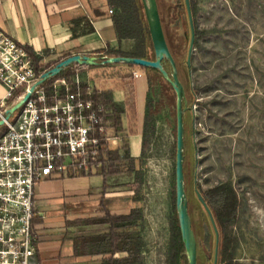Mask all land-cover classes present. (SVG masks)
<instances>
[{
    "label": "rangeland",
    "instance_id": "obj_1",
    "mask_svg": "<svg viewBox=\"0 0 264 264\" xmlns=\"http://www.w3.org/2000/svg\"><path fill=\"white\" fill-rule=\"evenodd\" d=\"M195 1L193 21L201 35L188 66L190 26L184 0H159L164 32L180 59L178 74L187 98V178L193 192L198 262L213 264L216 235L196 193L229 184L240 200L229 229L237 239L233 263L264 264V0ZM124 12L115 6V14ZM129 42L134 46L136 41ZM87 66L78 69L85 85L110 79L125 88L126 101L133 99L132 83L123 79L126 69L111 64L105 68ZM139 70V75L146 76L143 67ZM145 99L151 108L145 107L144 114L131 103L122 106L120 127L115 129L119 139L104 149L101 169H110L109 152L118 150L121 156L128 152L134 158V171H130L127 158L117 163L120 172L112 182L114 192H129L133 199L138 196L134 205L142 217L130 233L140 252L139 264H172L169 246L176 208V97L157 79L148 83ZM63 182L41 181L38 186L44 191L59 188Z\"/></svg>",
    "mask_w": 264,
    "mask_h": 264
},
{
    "label": "built area",
    "instance_id": "obj_2",
    "mask_svg": "<svg viewBox=\"0 0 264 264\" xmlns=\"http://www.w3.org/2000/svg\"><path fill=\"white\" fill-rule=\"evenodd\" d=\"M44 72L0 30V264H40L33 230L44 215L35 209L38 183L102 173L104 149L119 139L113 109L91 84L84 89L79 72L39 83Z\"/></svg>",
    "mask_w": 264,
    "mask_h": 264
},
{
    "label": "crops",
    "instance_id": "obj_3",
    "mask_svg": "<svg viewBox=\"0 0 264 264\" xmlns=\"http://www.w3.org/2000/svg\"><path fill=\"white\" fill-rule=\"evenodd\" d=\"M110 8L114 7L109 0H0V30L38 56L40 69L48 65L52 68L76 54L94 56L99 60L108 56L106 52L109 48L124 52L133 48L130 39L119 40ZM91 25L93 31L89 30ZM94 66L108 67L106 64L104 67ZM111 67L126 69L128 74L124 73L127 76L123 79L132 83V100L126 101L125 88L116 81L97 80L95 85H91L100 92H110L114 103L120 106L131 103L139 114H144L148 85L146 76H135V73H140L138 66L117 63L111 64ZM4 92L0 86V99ZM114 175L109 169L97 174L42 181H64L59 188L40 191L37 186L35 209L44 213L33 220L40 264H110V259L129 257L128 246L125 245L127 238L124 237V232L128 230L124 229L117 230L123 237L117 244V252L96 250L93 253H78L83 238L110 233L109 223L93 220L104 218L106 213L120 216L137 209L129 192H114ZM45 219L49 221L44 222Z\"/></svg>",
    "mask_w": 264,
    "mask_h": 264
},
{
    "label": "trees",
    "instance_id": "obj_4",
    "mask_svg": "<svg viewBox=\"0 0 264 264\" xmlns=\"http://www.w3.org/2000/svg\"><path fill=\"white\" fill-rule=\"evenodd\" d=\"M189 2H190L192 15L194 17V14L196 11V1L189 0ZM109 3L111 6L114 7L113 8L114 9L113 21H114L115 29H116L119 40L133 39L136 42L132 50L129 52H124L121 50H113L109 48L106 52L107 53L106 55L110 57L127 56V57H138V58H143V59H148V60H154L155 53H154L151 36H150L149 29H148L145 13H144L142 0H109ZM157 3L159 7V12L161 15V7H160L159 0H157ZM184 3H185V0H184ZM115 6L122 8L123 11L125 12L123 14H115ZM89 30L93 31L92 25L90 26ZM76 35H77L76 32H74L75 37ZM200 35L201 33L196 30L195 31V37H196L195 42ZM165 36H166V40L170 48V51L179 69L180 59L175 55L172 47L170 46L168 42L166 34ZM23 48L33 58L36 68L40 69L38 66L40 58L36 56L34 53H32V51L29 48L24 47V46ZM129 65L136 66L134 64H129ZM84 66L86 65L72 66V68L62 70L56 77L73 76L79 72L78 69ZM164 66L167 71L169 72L171 71V65L169 61H164ZM45 68L50 69L49 65L45 66ZM144 69L146 71V78L149 84L159 79L162 82L165 91L170 96L174 97L175 99L176 93H175L174 88L163 77L160 71L154 68H144ZM86 87L87 85L84 86V89H86ZM100 96L104 99L105 103L113 109L114 114L112 116V119H113L115 129L118 130V128L120 127V123H121V114L124 112V108L113 102L110 92H102ZM146 108L148 110L151 108L150 102L146 103ZM187 117L188 115L185 113L184 115L185 131L189 123V120ZM149 118H150L149 115L145 116V125H144L145 131H144L143 143H142L143 150L147 143L146 142V126H147V122ZM187 151L188 150L186 149V145H185V150H184V153H185V162H184L185 187H186V193H187V198H188L189 213L192 218V208H193L194 202H193V194H192L193 192L189 188L190 183L188 182V178H187V175H188ZM124 158H127L130 162V171L135 170L134 158L131 157L128 152L125 153V156H121L118 150H116L115 152L114 151L109 152V163H110V173L111 174H117L120 172V164H117V163L122 161ZM198 192L202 195L203 199L207 203L212 213L215 226L218 230L219 264H234L233 254H234V251L236 250L237 239H235V237L232 236V234L229 232V229L232 225L233 217L237 213L239 206H240L239 197L237 193L234 191V189L231 187V185L229 184H221L207 192H202V191H198ZM137 199H138V196L135 197V200ZM141 217H142L141 210L137 208V209H132L126 215L111 216L110 213H106V216L104 218L99 219V220H93L95 222L98 221L101 223H109L111 226L110 233L108 235H100V236H92V237L83 238L81 240V245H80L81 250L78 251V253H85V252L93 253L96 250L98 251L99 250H103V251L110 250L111 253L117 252L118 251L117 244L123 240L122 233L117 232V230L124 229V230H128L127 232H124V237L127 238L125 245L128 246L129 257L123 260L110 259L109 263L110 264H139L140 252H139V249L136 247L137 244H134L130 231L131 229L135 228L138 225V221ZM170 224H171V234H170L169 251H170L171 263L172 264H187L185 247L182 241V236H181V231H180V226H179V221H178V215H177V211L175 207H174V218H172ZM193 224L194 223L192 220V226Z\"/></svg>",
    "mask_w": 264,
    "mask_h": 264
},
{
    "label": "water",
    "instance_id": "obj_5",
    "mask_svg": "<svg viewBox=\"0 0 264 264\" xmlns=\"http://www.w3.org/2000/svg\"><path fill=\"white\" fill-rule=\"evenodd\" d=\"M144 13L148 25V29L151 36V41L155 53L154 60H148L138 57H127V56H112L100 59L103 64H117V63H125V64H134L143 68H154L161 72L163 77L172 85L176 93V211L178 215V221L182 236V241L184 243L185 252L188 259V264H198V250H197V240L195 231L192 226V218L189 213L188 208V198L185 187V172H184V162H185V121L184 115L188 109L187 106V98L185 88L183 83L181 82L178 74V68L176 65V61L170 51L168 46L163 23L161 19V15L159 12V7L157 0H142ZM188 21L190 26V44L188 48V57L187 64L190 66L191 57L194 50L195 44V26L193 21V15L190 7L189 0H185ZM164 61H169L171 65V71H167L164 66ZM80 65H98L100 64L95 58L89 55H81L76 54L69 56L58 64L50 68L48 71L44 72L41 76V80L39 83L44 80L57 76L64 68H67L73 64ZM30 94H27L26 98L29 97ZM20 104L16 105L12 110L16 109ZM12 110H9L7 114H10ZM2 124V122H0ZM198 200L206 209L210 220L212 222L215 235L216 242L218 243V230L215 226V222L212 216V213L203 199L202 195L197 191ZM217 248L215 250V263H216V255Z\"/></svg>",
    "mask_w": 264,
    "mask_h": 264
},
{
    "label": "flooded vegetation",
    "instance_id": "obj_6",
    "mask_svg": "<svg viewBox=\"0 0 264 264\" xmlns=\"http://www.w3.org/2000/svg\"><path fill=\"white\" fill-rule=\"evenodd\" d=\"M195 31H196V29H195ZM218 245H219V236H218V243L217 242L215 243V250H216V246H218ZM198 264H199V262H198ZM213 264H219L218 248H217V255H216V263H215V251H214Z\"/></svg>",
    "mask_w": 264,
    "mask_h": 264
}]
</instances>
